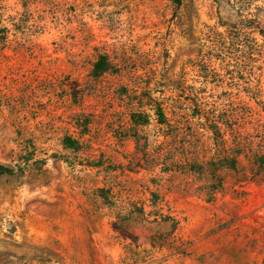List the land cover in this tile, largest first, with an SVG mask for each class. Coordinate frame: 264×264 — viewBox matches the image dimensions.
I'll use <instances>...</instances> for the list:
<instances>
[{
  "label": "rangeland",
  "instance_id": "1",
  "mask_svg": "<svg viewBox=\"0 0 264 264\" xmlns=\"http://www.w3.org/2000/svg\"><path fill=\"white\" fill-rule=\"evenodd\" d=\"M0 6V162L14 169L0 173V264H264V182L225 169L210 196L209 175L181 164L210 141L196 95L262 147L264 0ZM94 47L120 70L88 81ZM160 103L178 106L172 127L157 122ZM30 132L57 157L20 172Z\"/></svg>",
  "mask_w": 264,
  "mask_h": 264
},
{
  "label": "trees",
  "instance_id": "2",
  "mask_svg": "<svg viewBox=\"0 0 264 264\" xmlns=\"http://www.w3.org/2000/svg\"><path fill=\"white\" fill-rule=\"evenodd\" d=\"M217 1V0H214ZM176 5L180 4V0H173ZM0 22H1V6H0ZM243 25V24H242ZM247 28H250L244 25ZM234 31H243L238 25L232 26ZM252 31V30H251ZM2 27L0 26V35ZM94 57L90 62V70L88 72V81L101 79L104 74L116 72L119 69L116 63L108 53L102 51V47H94ZM118 66V67H117ZM206 71L213 72L209 67H205ZM69 85H82L78 78L71 79ZM88 85V84H87ZM76 90V86L73 88ZM190 98V97H189ZM191 99V98H190ZM194 110L198 116L204 119L203 130L210 133V141L204 143L200 147V151H196L192 157H186L181 164L191 166L196 172L209 175L208 183L212 184V189L208 190L210 196H214L219 192L223 185V177L220 172L225 169L242 170V177L245 179H260L264 182V139L261 148H256L258 143H254L253 138H248L243 132L244 123L240 120V127L234 128L231 124V119L227 117V110L222 108V105L216 102H209L205 97L197 96L194 98ZM178 111V106H165L161 103L156 106L155 114L158 118V123L171 126L175 120L168 118L173 117ZM78 116V115H77ZM177 116V115H176ZM178 114V117H181ZM183 122H190L187 118ZM78 125H81L84 130L87 129L89 119H79L76 117ZM80 120V121H79ZM131 120L137 124H145L148 122V117L145 113L134 111L131 113ZM36 137L30 132L23 139V144L18 153L17 171H23L28 166L38 170L42 169L51 157H57L56 153L48 154L46 151H40L35 144ZM136 143L139 141L135 137ZM62 143L66 148L78 150L82 146L79 138H74L71 135H64ZM137 145V144H136ZM1 174H13L14 169L0 162ZM206 182V183H207ZM113 228L122 236L136 239L135 235H130L127 229L117 223L112 224Z\"/></svg>",
  "mask_w": 264,
  "mask_h": 264
}]
</instances>
